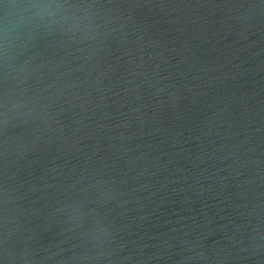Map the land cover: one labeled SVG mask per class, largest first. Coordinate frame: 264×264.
Here are the masks:
<instances>
[{
	"label": "water",
	"instance_id": "95a60500",
	"mask_svg": "<svg viewBox=\"0 0 264 264\" xmlns=\"http://www.w3.org/2000/svg\"><path fill=\"white\" fill-rule=\"evenodd\" d=\"M0 264H264V0H0Z\"/></svg>",
	"mask_w": 264,
	"mask_h": 264
}]
</instances>
